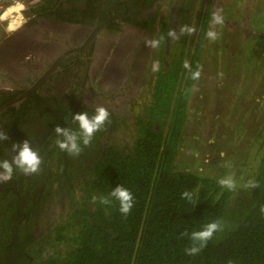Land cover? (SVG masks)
Instances as JSON below:
<instances>
[{"label":"trees","instance_id":"16d2710c","mask_svg":"<svg viewBox=\"0 0 264 264\" xmlns=\"http://www.w3.org/2000/svg\"><path fill=\"white\" fill-rule=\"evenodd\" d=\"M98 1L93 2V12L98 9ZM210 1L200 13L193 37L187 35L182 41L179 59L166 74L159 75L153 103L146 109L144 120L138 119L139 134L132 146L108 144L101 152V147L94 145L95 160H87L81 152L77 170L68 165L64 157L67 152L55 145L42 159L38 173L24 175L15 170L12 179L3 183V187H13L14 191L7 192L8 199L6 195L0 199V264H264V127L251 147L259 153L255 162L258 165L248 174L233 168L237 171L222 172L218 177L209 175L200 171L205 165L202 160L185 171L174 165L183 145L188 97L196 82L191 72L199 70L212 20ZM185 61L190 69L184 67ZM65 113L68 111L60 112L64 123L69 121ZM155 123L160 125L158 130L152 127ZM19 129L14 127L15 135L21 134ZM53 142L56 136L51 134L46 151ZM7 152L0 154V160L8 159ZM56 155L62 157L61 163L53 159ZM83 164L85 171H79ZM78 174V190L69 191L66 208L37 244L30 226L34 212L30 207L36 192L22 186L33 182L35 187H46L55 183L64 196L69 180ZM226 176L235 180V190L219 184ZM249 181L257 187H245ZM119 185L134 197V206L126 216L114 198L108 205L99 202V197H107ZM54 187L46 188L42 195L55 194ZM185 191L191 193V200L182 197ZM94 196L96 202L92 200ZM16 200V208L12 205L10 210L6 204ZM23 214L29 220L21 224ZM213 221H219L222 230L196 255L186 254L185 250L192 246L190 234ZM36 245H40L42 254L36 251ZM55 247L67 250L60 256L51 255Z\"/></svg>","mask_w":264,"mask_h":264},{"label":"flooded vegetation","instance_id":"af4514ba","mask_svg":"<svg viewBox=\"0 0 264 264\" xmlns=\"http://www.w3.org/2000/svg\"><path fill=\"white\" fill-rule=\"evenodd\" d=\"M223 1L212 0L211 17L220 10ZM247 1L246 13L250 14L252 0ZM93 2L19 0L17 6L11 0L3 3L0 11V130L6 132L8 139L0 142V154L7 150L9 160L14 155L12 145L25 140L38 151L41 159L46 158L56 145L53 142L46 151L50 135L58 138L55 127L76 130L72 115L87 111L91 116L96 105L104 106L110 117L87 146L89 150L82 149L87 160H95L94 145H99L101 152L108 144L132 146L139 134L138 119L144 120L146 109L153 103L159 75L166 74L179 59L182 41L187 37L180 34V27L188 25L196 30L201 11L211 1L99 0L94 12ZM10 10L12 13L4 17ZM250 19L251 14L244 23ZM102 24L105 25L99 28ZM243 24L232 28L244 29ZM169 30H176L179 38H168ZM160 37L163 39L158 48L145 46L146 39ZM154 61L159 64L156 72L152 71ZM61 111H68L65 113L68 122L64 123ZM14 127H19L21 134L15 135ZM82 153L64 155L71 168L78 170ZM53 159L62 162V157L57 155ZM56 164L57 161L52 163L53 167ZM84 166L79 171H85ZM89 166L92 167L90 163ZM78 178L79 174L69 180L64 196L55 183L35 187L31 182L22 186L36 192L30 207L34 210L30 212V226H33L31 231L37 244L45 239L66 208L70 200L67 195L78 190L75 184ZM3 186L0 183V199L5 195L8 199L7 192L14 188ZM52 186H55L52 188L55 194L42 195ZM17 198H22L18 192ZM12 205L16 208L17 200L6 204L9 208ZM20 220L22 224L29 219L23 214ZM39 248L40 245H36V251L42 254Z\"/></svg>","mask_w":264,"mask_h":264},{"label":"rangeland","instance_id":"374dc122","mask_svg":"<svg viewBox=\"0 0 264 264\" xmlns=\"http://www.w3.org/2000/svg\"><path fill=\"white\" fill-rule=\"evenodd\" d=\"M222 5L224 23L215 26V41L206 36L200 78L187 101L183 145L174 160L184 171L202 160L200 171L216 177L237 171L233 168L248 174L257 167L259 153L251 147L264 127V0H252L247 23V0H224ZM242 24L245 30L232 28ZM66 250L55 247L50 254Z\"/></svg>","mask_w":264,"mask_h":264},{"label":"clouds","instance_id":"9594fccd","mask_svg":"<svg viewBox=\"0 0 264 264\" xmlns=\"http://www.w3.org/2000/svg\"><path fill=\"white\" fill-rule=\"evenodd\" d=\"M224 17L221 15V11L218 9L212 14V20L210 29L207 31L206 36L210 41H215L218 38V33L215 31V26L223 25ZM180 34L191 35L195 32V28L188 25H182L179 30ZM168 38L178 39L176 30L168 31ZM160 38H150L145 40V46L149 49H156L160 46ZM186 69H190V65L187 61L184 63ZM159 70V64L153 62L152 71L156 72ZM191 78L198 80L200 78V71H192ZM110 113L102 105H96L93 109V114L90 116L89 113L82 112L72 115V121L77 125V129L74 130L69 127H60L57 125L54 129L57 140L56 145L61 151L67 152L70 156H78L82 152L81 145L87 147L91 144L95 134L100 131L106 122L109 121ZM8 139V136L4 130H0V142ZM12 152L14 155L11 160L3 159L0 160V183L10 181L13 177L14 171L19 170L24 175H33L40 171L42 159L38 151L34 150L28 140H25L22 144H13ZM221 187L233 191L236 189V182L232 176H226L219 180ZM245 187L253 188L257 185L253 181H249ZM182 197L191 200V193L185 191L182 193ZM119 202V211L123 215H128L134 206L133 194L122 185L117 186L111 190L107 197H99V202L104 205L111 203L112 199ZM93 202H96L97 197H92ZM261 213H264V206L261 207ZM222 230V225L219 221H213L205 225L202 229L193 231L190 234V240L192 246L187 248L186 254L196 255L203 247L206 246L207 242L211 240L214 234Z\"/></svg>","mask_w":264,"mask_h":264},{"label":"built area","instance_id":"2783aa9c","mask_svg":"<svg viewBox=\"0 0 264 264\" xmlns=\"http://www.w3.org/2000/svg\"><path fill=\"white\" fill-rule=\"evenodd\" d=\"M6 0H0V11L3 9V7H4V5H3V3L5 2ZM13 3H14V5H19V0H11Z\"/></svg>","mask_w":264,"mask_h":264},{"label":"bare ground","instance_id":"6f19581e","mask_svg":"<svg viewBox=\"0 0 264 264\" xmlns=\"http://www.w3.org/2000/svg\"><path fill=\"white\" fill-rule=\"evenodd\" d=\"M72 2H74V1H72ZM72 4V3H71ZM18 8H16V10H17ZM75 9V8H74ZM51 15V14H50ZM6 15L4 14V17H5ZM52 18V17H51ZM112 19V18H111ZM107 21V20H106ZM22 22V21H21ZM45 25V24H44ZM58 26H56V28H57ZM61 28V27H60ZM61 31H64V29L62 30L61 29ZM60 34V33H59Z\"/></svg>","mask_w":264,"mask_h":264},{"label":"crops","instance_id":"0c3cea01","mask_svg":"<svg viewBox=\"0 0 264 264\" xmlns=\"http://www.w3.org/2000/svg\"><path fill=\"white\" fill-rule=\"evenodd\" d=\"M10 13H12V11L10 10V11H8V12H6L5 13V15H8V14H10Z\"/></svg>","mask_w":264,"mask_h":264},{"label":"water","instance_id":"95a60500","mask_svg":"<svg viewBox=\"0 0 264 264\" xmlns=\"http://www.w3.org/2000/svg\"><path fill=\"white\" fill-rule=\"evenodd\" d=\"M2 13V12H1ZM109 23V22H108ZM105 24H107V23H105ZM105 24H102V26H100L99 28H101V27H103Z\"/></svg>","mask_w":264,"mask_h":264}]
</instances>
